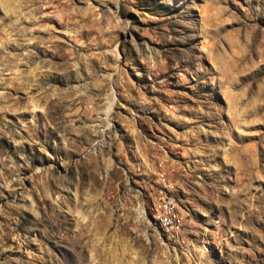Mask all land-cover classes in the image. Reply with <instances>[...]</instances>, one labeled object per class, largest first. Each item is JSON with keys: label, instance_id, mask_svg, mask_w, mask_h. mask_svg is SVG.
Listing matches in <instances>:
<instances>
[{"label": "rangeland", "instance_id": "1", "mask_svg": "<svg viewBox=\"0 0 264 264\" xmlns=\"http://www.w3.org/2000/svg\"><path fill=\"white\" fill-rule=\"evenodd\" d=\"M0 264H264V0H0Z\"/></svg>", "mask_w": 264, "mask_h": 264}]
</instances>
